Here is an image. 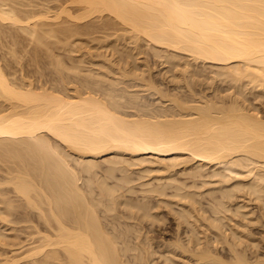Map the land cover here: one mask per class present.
<instances>
[{
    "label": "bare ground",
    "instance_id": "6f19581e",
    "mask_svg": "<svg viewBox=\"0 0 264 264\" xmlns=\"http://www.w3.org/2000/svg\"><path fill=\"white\" fill-rule=\"evenodd\" d=\"M60 1L50 10L45 0H0V264L21 255L31 264H150L142 243L150 234L140 229L163 220L161 204L176 216L173 256L212 264L221 260L215 242H225L224 264H264L236 247L255 242L245 229L250 212L223 199L242 186L261 198L264 173L219 185L213 216L197 201L201 192L175 175L203 178L213 163L234 175L250 159L264 166V116L241 101L243 81L264 91V0ZM141 40L173 78L187 79L197 62L217 65L236 88L233 99L161 94L164 104L154 109L124 94L117 86L125 79L159 93L138 72ZM76 43L109 53L81 74ZM25 52L35 67L44 55L55 75L18 74L23 65H13ZM133 168L141 197L132 196Z\"/></svg>",
    "mask_w": 264,
    "mask_h": 264
},
{
    "label": "rangeland",
    "instance_id": "374dc122",
    "mask_svg": "<svg viewBox=\"0 0 264 264\" xmlns=\"http://www.w3.org/2000/svg\"><path fill=\"white\" fill-rule=\"evenodd\" d=\"M60 2H61L60 0H45L44 4L45 6L50 7V10L51 9L54 10L55 7L58 6ZM93 34H96V35H93ZM93 34H91V36L101 35V33H97V32ZM94 41L95 40H93L92 42ZM127 41L129 40H124L123 38H121L117 42L120 48L129 50L132 44ZM94 43H90L92 46L90 47L87 46V48L84 47L85 45L83 46L81 45L82 47L79 46L80 47L79 48L76 43V46H77L76 51H78V48L80 50L78 52H75L74 54L76 55L78 53L79 55L82 53L81 54V59H82L81 74H84L88 71V68L91 65L92 61H97L101 57L99 53L106 51L104 48H98V47L95 48L93 46ZM139 44L140 46H138V48L140 47V49L139 50L136 49V50L140 52L139 54L136 55V61L142 67L143 71L138 70V72L144 80L146 81L151 80L153 84L155 85V87L159 90V93L156 92L154 88L146 89L145 87H143L142 86L143 82L139 79H136V80L125 79L123 83H120L117 86V88L122 89L123 93L126 95H129L135 92L136 95H138L137 100L140 104L145 105V106L147 105L146 106L147 108L155 109L164 104V100L163 98H161V94H177V95H183V96L188 95L192 97L193 99H198L200 97H205L206 99L212 98L214 100L222 102L224 105H228L229 102L233 99V97L231 99V96H232L231 92H233L234 89L236 88H234L232 83L231 85L233 87L230 85L231 79H229L228 75H225L224 73L222 74L219 73L221 69L220 67H217V65L210 64L209 62H197V64H195L194 62L191 61V63L195 64V65L193 64V66H195L194 68H196L193 74L187 77V79H184V77L182 76L173 78L172 72L164 69L165 66L164 64H162L161 57L155 55L150 50L147 42L145 40H141ZM136 50H133V51L135 52ZM27 53L26 55L23 53L22 55H24V57L19 58L20 60H23V61L18 60V62L15 63V64L19 63L21 65L14 64L17 67V69L13 65V68L17 71L22 69V65H23V68L26 70L25 71L23 69L21 71H18V74L19 72H23V73L25 72L27 75L31 76L33 75L32 74L33 70L35 71V69L37 68V72H38L39 68H41L42 70L40 69L39 73H42L40 71H43L44 75L48 77L51 75L50 73H52V75H55L54 68L49 66L48 62H46L47 59L44 57V55H42V58L40 57L39 59L40 61L36 64L37 67H35L34 62L31 65L32 60L28 59L29 54L27 55ZM105 53L108 54L109 51L107 50ZM161 54H163V52H161ZM114 58L115 56L111 57V59H114ZM64 59H65L66 64H70L73 61L65 55H64ZM38 64L41 67H39ZM37 72H36V76L40 75ZM45 73H47L48 75ZM243 82H244V86L242 88V91H243L244 99L246 100H241L240 99L241 97H239L238 99L241 100L243 104L246 105L247 107L255 108V111H257L259 115L264 116V93H262L264 91H262L261 89H257L258 87L256 88L251 87V84H249L247 81H243ZM253 160L256 162L255 159ZM250 161L251 159L249 161L245 160V163L243 162L242 165L241 163H238V166L236 164V166H234V169L238 172V174L234 173V175L233 173H230L229 170L226 171L227 169L223 167L221 164H217V163L209 164V166L207 165L206 167H204L205 169L202 170V173H201L204 179L202 178V176L199 178L197 177V179L196 178L193 179L194 177L191 178L190 175L188 176L186 173L185 174L182 173V171L176 173L175 175H176L177 180L178 179L179 181L182 180V182L188 185L189 187L194 188L195 186V188H197V189L194 188L195 191L198 190L196 191L197 193L201 192L200 194H198V196H196L197 201L207 211V212L204 211L205 214L208 213L207 215L213 216L212 210L210 211L209 204H211V206H214L216 204L214 202H217L220 198H222L221 197L223 196L222 192L221 190L218 189L219 185L226 184V183L236 184L237 182L238 183L241 182L240 186H242L243 183L247 181L249 182L250 180H252L254 176L258 177L259 174L264 173V170H262L264 169V166L261 165V162L257 161V163H253L252 161L251 162ZM189 163H193V161L191 162L189 161ZM133 169H134L133 173L131 174L135 175L134 182H133L134 184L132 183L131 184L132 186H135L134 189L136 188L137 192H134L135 194L133 193L131 194H133L132 195L133 197H136V195L139 193L137 197H141L142 195H141V192L139 191L140 189L139 186L141 185L139 184V182L136 181L137 180L136 175H137L138 170L135 168ZM213 172H217L215 173L216 175L213 174ZM222 174H224L226 177L225 176L222 177ZM248 176H250L251 178ZM228 179L229 181H226ZM135 182L136 184H139V185H136ZM154 182H156V180H154ZM190 185H193V186H190ZM260 187L264 189V184L260 185ZM246 188L247 187L243 188L242 186V188L240 187L237 190L234 189L232 192V195L227 196V197L223 196V199L227 202V204L229 203L228 205L231 206L232 204L233 207L235 206V203H238V204L243 203L245 205L244 210H247V212L248 213L250 212L249 214H251L250 218L252 219V221L251 220L248 221L247 219L248 225L245 226V229L246 228L248 229V230L246 229V231H249L251 233V236L254 238L255 242L253 244V243H248L245 240L244 241L241 240L239 241L240 243L236 245V247L239 251H242L246 254L247 259L249 261L253 262L255 261L254 259H256L257 257L264 258V196H261V198H258V197L256 198L255 195H252L251 193L249 194L248 193L249 191ZM168 189L169 190L167 191L169 193L171 189L170 188ZM261 194L264 195V190H262ZM161 206L158 207L159 208L158 210H159V213L161 211V216H163V220L159 222H155L152 226H150L151 229H149V226H147L148 223L145 222L143 224V227L141 226L142 229H140L141 231H145L147 227L148 229H146V232L150 234L149 235L150 237H148L149 239H146V241L142 240L143 242L141 241L142 243L146 245V247L150 251H152L150 254L151 257L149 258L150 264H194L195 261L193 260V258L190 259V258H187L186 256H179V255L173 256L171 252L169 251V249L171 247H174L175 245V242H173L175 241L173 238V234H174V231L176 230L175 228H176L177 221L176 219H174L176 216L173 217L174 210L171 211L169 210V208L167 209V207H164V205L162 204ZM178 208L180 207L174 204V209H178ZM156 209L157 208H155V211ZM236 218L238 220L241 219V216L239 213L236 214ZM190 228L191 227H188L186 228V230H189ZM199 229H201V232H202V233H199V236H201L203 239L205 237V234L203 232L206 231L205 233H207V229L203 225ZM21 238L22 240H25L24 242H22V244L25 245L24 247L29 246L28 243L30 244L31 241L29 239L27 240V238L24 237V234L22 233H21ZM205 239L206 238H204V240ZM134 241L135 240H133V242ZM217 243L215 242L217 247H215L216 246L215 244H214L215 246L213 247V250L215 249L214 251L216 252L214 253V255L215 254L219 255V257L221 258L220 261L222 262L223 260L224 262L221 263L219 261L220 262L219 263L217 261H214L215 263L213 262L212 264H224L226 261L224 259H227V262L229 261L228 263H230L231 258L229 260L230 253L228 252L227 244L225 242H222V243L219 242L218 244ZM201 244L203 245V243ZM166 255L172 256L173 259L171 260V259L166 258L167 257ZM17 258L18 260L17 262H14V264H31L28 262L30 261V259L26 258L24 255H21Z\"/></svg>",
    "mask_w": 264,
    "mask_h": 264
}]
</instances>
